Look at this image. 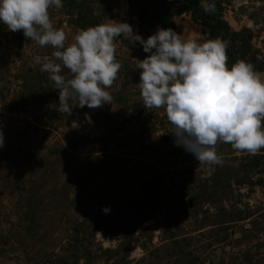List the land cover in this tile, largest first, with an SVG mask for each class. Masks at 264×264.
<instances>
[{
    "label": "rangeland",
    "instance_id": "374dc122",
    "mask_svg": "<svg viewBox=\"0 0 264 264\" xmlns=\"http://www.w3.org/2000/svg\"><path fill=\"white\" fill-rule=\"evenodd\" d=\"M208 2L219 3L240 56H264V0ZM62 3L49 14L66 47L83 16L128 22L145 39L161 27L199 43L221 38L190 10L167 14L152 0ZM56 50L0 23V264H264V149L218 145L224 163L209 167L175 146L165 110L146 109L140 95L139 60L149 54L124 36L121 69L106 89L112 103L76 101L67 116L40 71Z\"/></svg>",
    "mask_w": 264,
    "mask_h": 264
},
{
    "label": "clouds",
    "instance_id": "9594fccd",
    "mask_svg": "<svg viewBox=\"0 0 264 264\" xmlns=\"http://www.w3.org/2000/svg\"><path fill=\"white\" fill-rule=\"evenodd\" d=\"M200 6L205 14L216 11L215 3L208 0H200ZM52 7L63 8L62 0H0V23L11 32L22 31L41 47L58 49L52 53L54 59L41 63L40 71L55 83L61 113L71 116L76 101L77 107L90 109L112 103L106 89L121 69L116 39L124 36L132 47L139 44L149 54L139 60L140 95L146 109L165 110L175 146L209 167L224 163L218 145L230 144L233 150L251 155L264 149V79L245 60L228 66L230 41L216 38L199 43L162 27L145 39L130 23L117 21L81 29L66 47L65 31L50 20ZM65 68L72 78L62 74ZM85 119L93 123L87 113ZM71 127L79 123L73 121ZM4 144L0 129V148ZM101 211L108 214L111 209Z\"/></svg>",
    "mask_w": 264,
    "mask_h": 264
},
{
    "label": "trees",
    "instance_id": "16d2710c",
    "mask_svg": "<svg viewBox=\"0 0 264 264\" xmlns=\"http://www.w3.org/2000/svg\"><path fill=\"white\" fill-rule=\"evenodd\" d=\"M152 1L156 5L157 11L162 8L165 12H167V14H169L168 11L170 10V8L177 9L176 13H179L182 8H184L185 10H190L195 19L199 20L204 24H210V26L214 28V30L218 33L221 39L230 41L229 46L227 48V55L229 56V58H231V60L235 62L238 60H245L254 65V70H264V60H257V56L262 55H251L250 57H244L239 55L238 47H236V33L232 32L229 24L221 18L219 9L220 7L218 2L215 3L216 11L214 13L205 14L200 6V0H169L168 3H165V1L162 5H159L157 3V0ZM156 15L159 17L161 16L158 12H156ZM96 24L97 21L95 19H89L84 16L80 19V27L84 29L96 26Z\"/></svg>",
    "mask_w": 264,
    "mask_h": 264
}]
</instances>
